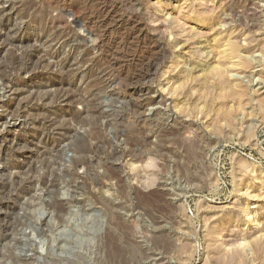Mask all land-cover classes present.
<instances>
[{
    "label": "rangeland",
    "instance_id": "rangeland-1",
    "mask_svg": "<svg viewBox=\"0 0 264 264\" xmlns=\"http://www.w3.org/2000/svg\"><path fill=\"white\" fill-rule=\"evenodd\" d=\"M0 264H264V0H0Z\"/></svg>",
    "mask_w": 264,
    "mask_h": 264
}]
</instances>
